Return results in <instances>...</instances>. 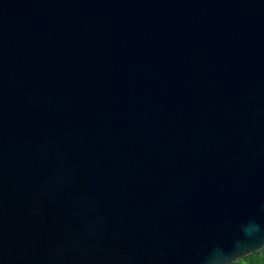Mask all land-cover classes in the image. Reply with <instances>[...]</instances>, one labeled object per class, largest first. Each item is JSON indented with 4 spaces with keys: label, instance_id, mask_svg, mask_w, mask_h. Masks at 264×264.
Returning a JSON list of instances; mask_svg holds the SVG:
<instances>
[{
    "label": "water",
    "instance_id": "1",
    "mask_svg": "<svg viewBox=\"0 0 264 264\" xmlns=\"http://www.w3.org/2000/svg\"><path fill=\"white\" fill-rule=\"evenodd\" d=\"M263 248L264 0H0V264Z\"/></svg>",
    "mask_w": 264,
    "mask_h": 264
},
{
    "label": "rangeland",
    "instance_id": "2",
    "mask_svg": "<svg viewBox=\"0 0 264 264\" xmlns=\"http://www.w3.org/2000/svg\"><path fill=\"white\" fill-rule=\"evenodd\" d=\"M263 261H264V257H260L259 255L256 254L253 255L251 254L249 260L240 259L236 262H233L232 264H264Z\"/></svg>",
    "mask_w": 264,
    "mask_h": 264
},
{
    "label": "trees",
    "instance_id": "3",
    "mask_svg": "<svg viewBox=\"0 0 264 264\" xmlns=\"http://www.w3.org/2000/svg\"><path fill=\"white\" fill-rule=\"evenodd\" d=\"M253 254L259 255L260 257H264V248H263L261 251H259V252H255V253H253ZM253 254H252V255H253ZM250 256H251V255H249V256H247V257H245V258H243V259H245V260H249ZM250 262H251V261H250ZM263 263H264V261H263Z\"/></svg>",
    "mask_w": 264,
    "mask_h": 264
}]
</instances>
